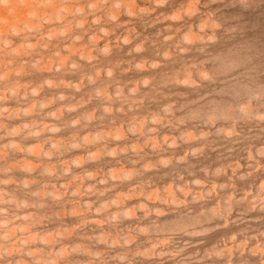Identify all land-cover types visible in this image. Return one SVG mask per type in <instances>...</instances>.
I'll use <instances>...</instances> for the list:
<instances>
[{"label":"clouds","instance_id":"1","mask_svg":"<svg viewBox=\"0 0 264 264\" xmlns=\"http://www.w3.org/2000/svg\"><path fill=\"white\" fill-rule=\"evenodd\" d=\"M0 264H264V0H0Z\"/></svg>","mask_w":264,"mask_h":264}]
</instances>
